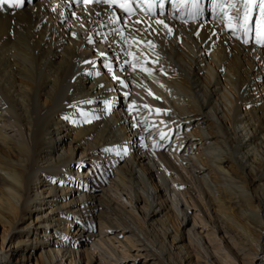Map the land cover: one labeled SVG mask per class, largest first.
Instances as JSON below:
<instances>
[{"label": "bare ground", "instance_id": "1", "mask_svg": "<svg viewBox=\"0 0 264 264\" xmlns=\"http://www.w3.org/2000/svg\"><path fill=\"white\" fill-rule=\"evenodd\" d=\"M221 2L0 12V264H264V47Z\"/></svg>", "mask_w": 264, "mask_h": 264}, {"label": "snow or ice", "instance_id": "2", "mask_svg": "<svg viewBox=\"0 0 264 264\" xmlns=\"http://www.w3.org/2000/svg\"><path fill=\"white\" fill-rule=\"evenodd\" d=\"M103 3L106 5H117L127 14H134V8L131 7L132 4L136 3V0H84V3ZM184 3H188L189 0H182ZM193 7L196 9L191 16L193 19H196L199 13V0H190ZM25 0H0V12H2L5 7H13L20 8L23 7ZM237 3H240L241 7H237ZM224 5H227L228 9L232 13V15H228V27L229 30L232 31L233 34L237 32H242L246 37H249L251 34V42L255 44H259L264 47V0H222L221 3L218 4V7L223 11ZM160 7H163V4H160ZM235 21V23H234ZM114 22V21H112ZM140 21H135V23H139ZM187 22V21H185ZM157 24L163 25L164 28L168 29L169 33H172V28L169 27L164 20H157ZM199 33H197L198 35ZM91 42V41H90ZM151 43V42H149ZM245 44L250 43V39L244 40ZM102 56H106L105 53H100ZM125 63H129L125 61ZM132 66V65H130ZM105 67L109 68L111 71V62L109 61L105 64ZM134 67V66H133ZM99 75V73H97ZM113 79L120 80L119 77L113 75ZM120 83L127 87L122 80ZM157 112L160 110L157 109ZM106 151H110V149H106Z\"/></svg>", "mask_w": 264, "mask_h": 264}, {"label": "rangeland", "instance_id": "3", "mask_svg": "<svg viewBox=\"0 0 264 264\" xmlns=\"http://www.w3.org/2000/svg\"><path fill=\"white\" fill-rule=\"evenodd\" d=\"M168 1L169 0H167V3H166V5H165V9L167 10V7H168ZM209 2H210V0H208ZM150 135H151V132H148V133H146V138H149L150 137ZM78 158V157H77ZM195 196L197 197V199L199 200V202L201 201V198H200V196H199V194L198 193H196L195 194ZM121 200L123 201V202H125V203H127L126 202V199H125V197H121ZM195 213V212H194ZM138 222H141V219H140V217L138 218ZM95 226H97V223H95ZM97 228V227H96ZM96 228H95V230H94V233H96ZM66 231V230H65ZM203 235L206 237V239L208 238L209 240L208 241H210V240H214V242L215 243H217V244H220V239H219V236L217 235V234H214V233H210V232H204L203 231ZM121 238H123V239H121ZM116 240H123V242L127 245V246H129V248H130V250L129 251H127L126 249H125V247H123V248H121L120 246L117 248L118 250L120 249H122L121 251H126V252H129V254H134V255H139V254H141V252L139 251V249H138V247L136 246V244L131 240V239H129V238H125V237H123V236H119L117 239H115V242H114V245H117V244H120V243H118V242H116ZM121 245V244H120ZM86 247V246H85ZM123 252V253H124ZM139 252V253H138ZM85 254V253H84ZM83 256H85L84 257V260L86 259V255H83ZM201 259V258H200ZM199 259V260H200ZM203 260V259H202ZM201 260V261H202ZM203 263H206V261H203ZM84 264V263H83ZM124 264H147L146 262H145V259H142V257H138V258H129Z\"/></svg>", "mask_w": 264, "mask_h": 264}]
</instances>
